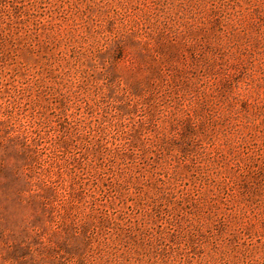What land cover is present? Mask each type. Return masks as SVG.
<instances>
[{
	"label": "rangeland",
	"instance_id": "374dc122",
	"mask_svg": "<svg viewBox=\"0 0 264 264\" xmlns=\"http://www.w3.org/2000/svg\"><path fill=\"white\" fill-rule=\"evenodd\" d=\"M0 264H264V0H0Z\"/></svg>",
	"mask_w": 264,
	"mask_h": 264
}]
</instances>
